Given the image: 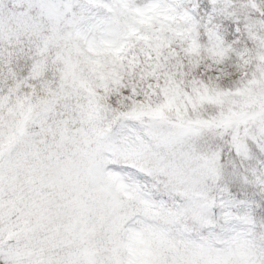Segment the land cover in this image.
I'll list each match as a JSON object with an SVG mask.
<instances>
[{
	"label": "snow or ice",
	"instance_id": "snow-or-ice-1",
	"mask_svg": "<svg viewBox=\"0 0 264 264\" xmlns=\"http://www.w3.org/2000/svg\"><path fill=\"white\" fill-rule=\"evenodd\" d=\"M0 264H264V0H0Z\"/></svg>",
	"mask_w": 264,
	"mask_h": 264
}]
</instances>
